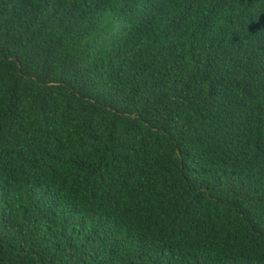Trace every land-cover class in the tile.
Here are the masks:
<instances>
[{"label": "trees", "instance_id": "trees-1", "mask_svg": "<svg viewBox=\"0 0 264 264\" xmlns=\"http://www.w3.org/2000/svg\"><path fill=\"white\" fill-rule=\"evenodd\" d=\"M0 264H264V0H0Z\"/></svg>", "mask_w": 264, "mask_h": 264}]
</instances>
